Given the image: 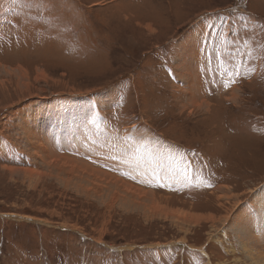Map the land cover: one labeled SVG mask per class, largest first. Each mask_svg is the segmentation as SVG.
Here are the masks:
<instances>
[{
    "label": "rangeland",
    "instance_id": "374dc122",
    "mask_svg": "<svg viewBox=\"0 0 264 264\" xmlns=\"http://www.w3.org/2000/svg\"><path fill=\"white\" fill-rule=\"evenodd\" d=\"M52 109L168 152L172 178L84 150L71 161L154 195L80 189L29 155L23 119L66 139ZM263 189L264 0H0V264H264L231 226L243 209L246 243L264 250Z\"/></svg>",
    "mask_w": 264,
    "mask_h": 264
},
{
    "label": "bare ground",
    "instance_id": "6f19581e",
    "mask_svg": "<svg viewBox=\"0 0 264 264\" xmlns=\"http://www.w3.org/2000/svg\"><path fill=\"white\" fill-rule=\"evenodd\" d=\"M192 44H194L192 43V39H189L188 49L186 51L193 49ZM189 52H191V50ZM185 55L188 56L187 53ZM190 57L191 55L189 56V58ZM184 73L186 74V72ZM185 78H187V75L184 77V79ZM44 79L45 77L44 75H42L40 77V80H44ZM72 92L74 91L72 90ZM75 92L81 93V91H75ZM30 97L32 96L30 95ZM108 100L109 101L112 100L111 95L108 96ZM188 101H190L189 103L191 106H194L198 103L194 97H190ZM200 108L202 109L206 108L208 110L209 106L203 102L200 105ZM52 112L53 113L49 114L50 115L49 118L51 122L50 124H54V127L56 128V133L59 135H61L60 131L65 129L66 139L64 141L62 139H59V141L56 142V141H53L52 139L53 136L50 135V138L47 139V141H45L43 139V136L35 132L34 128L30 126L31 123L29 122V120L27 118L23 119L22 128L24 129L23 130L24 134H26L28 140L31 141L32 145L34 146V147H31V149H34V153L29 154V155L33 157L34 161L39 159L40 163L45 164V165L47 164V166H50L52 164H60L61 166L58 167L59 168L58 171L64 174L65 176H67L71 181L75 182V185L79 187L80 189L83 190V189L89 188L90 184L91 186L96 185L100 189H103V186H106L105 189L111 191L112 198H118L122 200L123 202L127 200H131L137 205H144V206H147L148 201H152V196L154 195L151 192H146V191L136 188L135 186H131V185L124 183L122 179L120 180L118 179V176L116 179L114 177H111L110 174L109 176L108 174H104V172L95 170L94 168L90 167V165L88 166L84 164L87 162L89 163V160H90V156L87 154L86 155L89 156V159L87 162H84L81 164L78 162L71 161L72 160L70 159L71 155L82 157V153L84 150H91L89 154H91L92 159L98 158L100 162L106 161L112 164L114 163V165L116 164L122 169L127 168L128 170H131L133 172L131 174H134V176H138L142 178L144 182L154 181V180L167 181V179L172 178V169L173 167H175V161L169 158V161L167 162L166 159H168V152L158 151V150H149L150 147H146V145L141 141L135 142L130 138L121 139V137H117L113 133L101 132L102 128L101 129L96 128V125L94 126L92 125L90 128L89 127L85 128L84 126L83 128L82 126L83 121L79 122L77 119L78 114L72 112L70 109L62 113L61 112L59 113L57 109H52ZM83 118L84 120H87V118L85 117ZM101 124L102 126L105 127L104 122L101 121ZM74 126H78V127L72 130L73 129L72 127ZM106 131L109 132V130H106ZM64 147L68 149V155H67V152L64 151ZM96 147H100V148H96ZM84 160L86 161V159ZM94 166L95 165L93 164V167ZM38 168L39 167L37 164V166L34 165L31 168L26 169V170H21L18 168L16 169L8 168V169L13 170V171H21L25 174L39 175L41 172L40 170H38ZM69 179H65V180L69 182ZM84 180L91 181V183H88L87 181H84ZM221 189H224L225 191L226 187H220L219 190ZM224 191L222 192L225 193ZM261 191L264 193V189ZM262 192L259 193L258 198L257 197L255 198L256 202L262 199V196H263ZM225 195L227 196L228 193H225ZM236 206L237 204L235 205V207ZM241 213H242L241 220H236L237 216H235L236 214L234 215L235 217L232 218V220H234L232 222L233 225L231 226H234L237 232L241 236L245 237L242 240L245 244V248L248 249L249 257L252 258L251 260L253 261V257L255 255H258L257 258L260 257L261 255L258 253H261L264 250L258 251V250L251 249L253 248L254 240H250V242L246 243L247 235L250 236L251 233L246 228L245 213L243 209H241ZM261 217L263 218V216ZM227 219L228 217L225 219V222L227 221ZM199 220L201 221L202 218L193 219L194 222L199 221Z\"/></svg>",
    "mask_w": 264,
    "mask_h": 264
},
{
    "label": "crops",
    "instance_id": "0c3cea01",
    "mask_svg": "<svg viewBox=\"0 0 264 264\" xmlns=\"http://www.w3.org/2000/svg\"><path fill=\"white\" fill-rule=\"evenodd\" d=\"M199 56H200V54H199ZM200 58H201V56H200ZM23 220H25V219H23ZM46 229H50V228H47V226H44Z\"/></svg>",
    "mask_w": 264,
    "mask_h": 264
},
{
    "label": "trees",
    "instance_id": "16d2710c",
    "mask_svg": "<svg viewBox=\"0 0 264 264\" xmlns=\"http://www.w3.org/2000/svg\"><path fill=\"white\" fill-rule=\"evenodd\" d=\"M1 247V246H0Z\"/></svg>",
    "mask_w": 264,
    "mask_h": 264
}]
</instances>
